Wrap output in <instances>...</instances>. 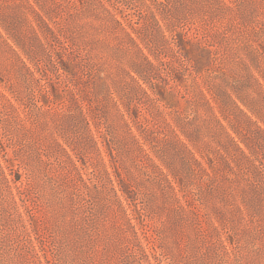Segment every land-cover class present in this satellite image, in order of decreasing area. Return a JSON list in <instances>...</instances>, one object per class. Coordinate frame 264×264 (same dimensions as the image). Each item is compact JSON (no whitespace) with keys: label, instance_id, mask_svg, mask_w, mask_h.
Returning a JSON list of instances; mask_svg holds the SVG:
<instances>
[{"label":"rangeland","instance_id":"1","mask_svg":"<svg viewBox=\"0 0 264 264\" xmlns=\"http://www.w3.org/2000/svg\"><path fill=\"white\" fill-rule=\"evenodd\" d=\"M0 264H264V0H0Z\"/></svg>","mask_w":264,"mask_h":264},{"label":"trees","instance_id":"2","mask_svg":"<svg viewBox=\"0 0 264 264\" xmlns=\"http://www.w3.org/2000/svg\"><path fill=\"white\" fill-rule=\"evenodd\" d=\"M132 39H133V38H132ZM133 41H134V39H133ZM19 45H20V47H22L21 44H19ZM26 54L29 56V53L26 52ZM29 57L31 58V56H29ZM31 59H32V58H31ZM147 60H148V62L151 64V66H155V64H154L153 62H151V60H150L148 57H147ZM22 61H23V63H26V61H24L23 59H22ZM143 80L147 81L145 78H143ZM257 81H258L259 84L261 85V82L258 80V78H257ZM202 95H203V97H204L206 103L209 104V106H211L212 109H214V106H213L212 103H211V98H209L208 95H207L204 91L202 92ZM214 99H216L215 96H214ZM240 149L243 151V149H242L241 147H240Z\"/></svg>","mask_w":264,"mask_h":264}]
</instances>
